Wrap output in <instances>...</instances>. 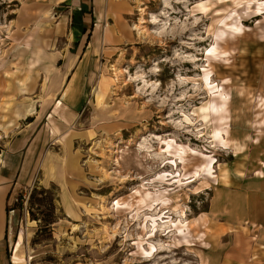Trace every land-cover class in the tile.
I'll return each mask as SVG.
<instances>
[{"label":"rangeland","instance_id":"obj_1","mask_svg":"<svg viewBox=\"0 0 264 264\" xmlns=\"http://www.w3.org/2000/svg\"><path fill=\"white\" fill-rule=\"evenodd\" d=\"M60 1L0 0V264H264V0H134L109 45Z\"/></svg>","mask_w":264,"mask_h":264},{"label":"crops","instance_id":"obj_2","mask_svg":"<svg viewBox=\"0 0 264 264\" xmlns=\"http://www.w3.org/2000/svg\"><path fill=\"white\" fill-rule=\"evenodd\" d=\"M63 1L66 0H61L60 3ZM129 1L131 2H128V0H70L72 9V12L69 16L70 25L72 24L74 19H77V24L81 25L82 27L80 28V33L84 34L85 30L81 31V29L86 28L85 26L87 22H89L92 25L91 30L95 32L94 37L97 39V41H102L103 44L107 45L116 44L126 38L125 35L119 32V27L123 28L120 18L124 19L125 16L132 15V9L135 8L134 0ZM88 2H90V4H88ZM125 2L127 3V5H125ZM125 8L127 9L125 10ZM105 25L110 26V28L112 29L107 39H104L102 35ZM70 27L72 29L78 30L76 26ZM81 60L82 58L78 60V63L81 62ZM77 69V64L76 68L75 66L72 67V71L70 72V75H68L67 81H70L72 77L75 76V71H77ZM6 196V190L4 189V191L0 194V222L2 223V220H4V226L6 224V217L8 216V214H6L5 207L3 208V212L1 209L2 204L4 205L6 201Z\"/></svg>","mask_w":264,"mask_h":264},{"label":"bare ground","instance_id":"obj_3","mask_svg":"<svg viewBox=\"0 0 264 264\" xmlns=\"http://www.w3.org/2000/svg\"><path fill=\"white\" fill-rule=\"evenodd\" d=\"M124 1V0H123ZM137 9L139 10V14L140 16H143V14L145 13V8L141 7V2L137 4ZM142 22V17L139 18L138 20V23H134L131 25V30L135 31L138 35H144V33L146 32V30H143L141 27H140V24ZM235 23L232 24V26L235 27ZM112 31V29L110 28V26H106L103 28V37L104 39H107L108 35L110 34V32ZM149 34V33H147ZM213 49V48H211ZM210 66V64H208ZM112 70H113V80H112V83L113 82H119V81H125V78L124 80H121L122 79V76H124V72L120 69L119 67V64H112ZM209 73H210V70H206V72L203 74V78L204 80H208V77H209ZM97 91L99 93V95L102 97L104 96L108 91H109V85L107 82H103L100 80V82L98 83L97 85ZM100 103L104 104V100H100ZM61 105V102L58 101V103L56 104L57 107H59ZM224 105V102H220V103H216L215 101L211 100L209 105L207 106L208 107H211V108H218V107H221ZM205 114L202 116V119L205 118ZM221 131H224L226 133V129L220 127V126H215L213 129H212V133H213V136L216 137V138H220L219 137V133ZM223 143L225 144V142L223 141ZM166 147H169L168 143H166ZM185 148L184 146H181V145H177L176 147L173 148L172 150V153L175 154L176 158L182 160L183 159V154L185 152ZM184 167V165H183ZM211 168H213L212 166V161L211 159H207L205 161H203L202 163H199L197 164L194 168H193V171H192V176H195L201 169H204L206 171H209L211 170ZM4 191V188H0V194ZM147 192H144L143 194L140 195V197L137 199V202H140L142 200H144L145 196H147ZM116 203L118 204V202L116 201ZM3 205V204H2ZM101 208L104 209L105 207L103 206V204L101 205ZM3 212V210H2ZM1 224V222H0ZM188 225V224H187ZM2 236V229L0 227V237ZM22 239H23V235L22 233H19L17 238H16V241L13 243V246H12V255H11V263L12 264H27V259L25 256L21 255L19 253V250H20V247H21V244H22Z\"/></svg>","mask_w":264,"mask_h":264},{"label":"trees","instance_id":"obj_4","mask_svg":"<svg viewBox=\"0 0 264 264\" xmlns=\"http://www.w3.org/2000/svg\"><path fill=\"white\" fill-rule=\"evenodd\" d=\"M84 31V29H81ZM56 187L52 185L49 188L34 186L29 191L28 213L31 219L38 221V231H47L51 225L56 222ZM8 210L6 209V214ZM40 215L41 217H38Z\"/></svg>","mask_w":264,"mask_h":264}]
</instances>
